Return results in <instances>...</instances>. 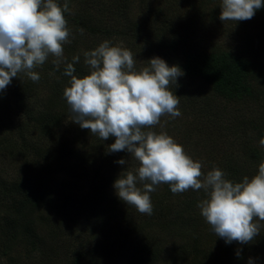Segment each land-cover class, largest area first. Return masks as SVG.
Here are the masks:
<instances>
[{
  "label": "trees",
  "instance_id": "16d2710c",
  "mask_svg": "<svg viewBox=\"0 0 264 264\" xmlns=\"http://www.w3.org/2000/svg\"><path fill=\"white\" fill-rule=\"evenodd\" d=\"M56 2L69 7L64 61L57 67L49 56L33 69L38 82L22 72L0 91V150L22 156L29 175L14 174L11 183L0 175V264H249L248 250L263 255L264 246L255 245L242 248L239 257L234 241L215 235L197 207L207 198L203 189L173 194L169 184H160L149 193L151 216L121 201L114 182L129 171L136 174L139 162L127 151L110 152L114 137L103 141L71 121L63 95L71 77L63 73L79 56L73 75H90L84 53L105 40L137 47L134 60L143 63H135V71L154 57L178 66L183 75L169 90L179 97L184 116L178 122L162 116L145 131L175 133L172 138L197 157L205 175L219 168L225 179L239 183L257 175L264 162V7L238 21L239 42L221 46L200 31L205 14L219 22L222 0H173L164 8L151 0ZM215 99L250 112L239 108L245 115L218 126L223 107L215 110ZM137 187L143 190V184Z\"/></svg>",
  "mask_w": 264,
  "mask_h": 264
},
{
  "label": "clouds",
  "instance_id": "9594fccd",
  "mask_svg": "<svg viewBox=\"0 0 264 264\" xmlns=\"http://www.w3.org/2000/svg\"><path fill=\"white\" fill-rule=\"evenodd\" d=\"M261 7L264 0H222L219 19L250 20ZM68 11L67 2L61 7L56 0H0V91L22 72L38 82L40 76L33 69L43 65L49 56L55 57L57 67L64 61L63 45L70 43L64 16ZM84 57L91 74L83 78L73 75V64L80 59L74 56L63 73L71 77L63 95L70 106L72 122L103 141L114 137L109 151H127L139 162L136 174L129 171L115 180L118 198L151 216L149 193L160 184H169L173 194L203 189L207 198L197 207L215 235L226 243L252 242L260 234V222H264V162L257 175L233 183L219 168L205 175L201 162L194 161L166 133L145 131L160 124L162 116H181L179 97L169 90V85L176 84L183 75L181 69L154 57L147 61V67L135 71L132 52L111 46L107 40L86 51ZM259 143L264 146V138ZM126 162L117 161L120 165ZM138 183L143 184V190Z\"/></svg>",
  "mask_w": 264,
  "mask_h": 264
},
{
  "label": "rangeland",
  "instance_id": "374dc122",
  "mask_svg": "<svg viewBox=\"0 0 264 264\" xmlns=\"http://www.w3.org/2000/svg\"><path fill=\"white\" fill-rule=\"evenodd\" d=\"M151 1H153V3H155V4L162 3L161 4L162 8H164L166 6L168 7V5H170L171 3H174L173 0H151ZM170 12H172V11H170ZM191 14L194 15V13H191ZM220 14H221V11H220ZM208 17H209V15H207V14H205V16L203 17L204 26H203L202 30L200 31V34L204 35L203 38H208L209 40H212L213 42H216L221 46H226L227 44H229L231 42H232V44L234 42H239V40H240V36L238 34V29L240 27L239 22H236L233 20H228V21H223V22L221 20H219V22H217V21L209 20ZM252 34H254V33H252ZM204 42H206V41H204ZM128 50H130L132 52V54H134V59L139 56V52H137L138 49L136 46H131V47H129ZM135 61H136V64H138V66L143 63V62L141 63V61H139V60H135ZM212 105L213 106L216 105L215 110L217 108L223 107L221 109V112L219 113L220 115H219V119L217 121V123H219L218 126H221V127H226V124L228 123V121L232 123V121L234 122L238 116L245 115L243 112H245V113L250 112V109L245 108L244 106L243 107H239V105L235 106L232 103H225V106H224V103L220 99H218V100L215 99V104H212ZM198 107H199V109L203 108V106H201V105ZM255 108H257V107H255ZM179 111H180V108H179ZM202 111L207 112V110H202ZM183 114H181V116H179V117L174 118L173 120L178 122V120L182 116H184ZM175 121H173V123H175ZM198 127H199L198 125H193V128H198ZM206 127H208L209 130H211L213 127V122L208 123ZM159 130H161V129H159ZM192 132H194V131L192 130ZM168 135L173 137V138L178 137L175 133L174 134L169 133ZM224 145H226V144H224ZM184 150H185L186 154H188L190 151L188 148H185ZM196 158H197L196 156H193L192 159L195 161ZM14 174H18V176L21 178L23 177L25 179H29L28 171L26 169L25 159L22 156H16V155L10 153V151H8V150L6 152L0 150V175H1V178L6 180L8 183H11L12 182L11 180L13 179ZM41 178H42L43 183L46 181H50V179L48 177L43 176ZM44 184L49 185L48 182H46ZM70 198H71V196L69 195L68 196L69 201H71ZM260 223H261L260 234L257 235L252 242H250L248 244H240L239 242L234 241V243H232L233 245H235V247H236L235 249L240 253L239 257L241 256L240 250L244 247H250V246L255 247V245L264 246V222H260ZM106 238H108V235L106 236ZM261 251L258 252L257 254H255L254 256H251L253 251L248 250L247 254H248V256H250V260L252 261L253 264L264 263V250H263V255L260 254ZM244 256H245V253H244ZM43 260L46 261L45 259H43ZM3 261H4V258L1 257L0 263H2ZM45 264H47V262ZM48 264H62V262L60 259H57V260L53 261L52 263H48Z\"/></svg>",
  "mask_w": 264,
  "mask_h": 264
}]
</instances>
